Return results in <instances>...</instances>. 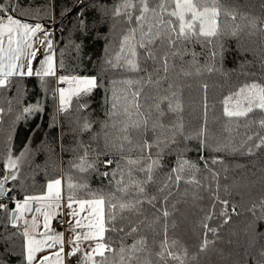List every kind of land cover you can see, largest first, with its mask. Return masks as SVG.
<instances>
[{
  "label": "snow or ice",
  "instance_id": "1",
  "mask_svg": "<svg viewBox=\"0 0 264 264\" xmlns=\"http://www.w3.org/2000/svg\"><path fill=\"white\" fill-rule=\"evenodd\" d=\"M16 11V0H11L8 6L0 4V88H7L12 77L36 76L42 83L46 77H55L58 85L67 86L54 90L59 97L58 111L66 112L73 98L77 101L78 109L86 111L89 107L87 97L95 89L103 87V83L97 76H58L57 70L64 68V62L61 59L57 65L51 34L39 23L31 24L17 18L12 14ZM98 11L102 19L111 15L110 31L116 24L122 25L120 35L114 41L112 54L106 55L104 59L105 70L129 74L122 80L110 81L111 97H105V102L110 104L106 112L107 119L93 137L97 142L103 141V150L96 151L97 158L112 151L120 154V160L108 159L103 162L105 167L115 163L116 168L102 175L111 176L117 192L123 195L117 197L102 191L93 192L86 183H73L71 177L65 194L62 178L50 179L46 191L40 194H25L22 200L9 196L14 204L12 208L0 202V211L7 214L5 228L10 226L17 230L15 233L5 231L0 234V240L7 246L13 236L23 237V264H169L170 261L173 264H191V261L198 260L200 253L207 251L209 244L215 243L209 240L208 234L218 238L220 228L230 222L232 214H236V208L233 206L229 214V201L221 200L218 195L219 173L210 169L208 161L201 156L210 178L217 182L214 197L222 205L219 215L223 220L217 226L209 224L214 215L213 205V212L206 214L201 222L204 232L198 252L191 257L187 247L178 239L169 237L167 218L170 212L166 205L168 196L172 195L171 188H178L181 181L201 186L196 175L201 169L197 163L184 157L187 151L184 142L198 141L201 151L237 149L224 139L209 142L212 137L207 121V84L203 85L204 122L199 127L186 125L183 115V78L192 76V67L199 63V54L194 50L196 45L202 48L211 46L212 59L217 54L222 58L226 38H236L245 28H259L264 33V23H258L255 17L250 19L235 7H225L222 0H118L111 10L101 4ZM20 14L27 16L23 9ZM238 18L246 23H237ZM81 26L86 32L87 26L83 20ZM41 47L45 49L44 52L40 51ZM75 47L79 54L81 45ZM38 54L43 58L37 60ZM189 56L191 59H186ZM34 62L39 66L34 68ZM207 70L213 71L214 65ZM200 71V67L195 68V74L198 75ZM118 83L125 87L118 91ZM108 91L106 89V93ZM222 105L223 117L227 118L223 132L228 137L232 133L230 125L235 124L238 130L241 120L245 127L250 126L251 121L264 129V118L256 121L250 116L257 111L264 114V83H244L225 96ZM23 111L27 113L32 108L25 107ZM2 112L3 109H0ZM92 125L93 121L85 118L81 131L91 132ZM247 140H253V136L248 135ZM254 146L264 147V136H260ZM90 147L84 145L79 162L74 164L81 173L96 169L97 161L89 158ZM247 151L249 155L253 154L251 148ZM133 152L137 154L132 155ZM23 155L21 153V157ZM172 155L176 157L175 166L165 174L158 188L161 193L167 192L163 198L165 207L158 209L165 220L163 239L150 243L148 237L141 234V225L151 228L159 221V217L149 221L145 216L138 223L129 220V225L120 227L116 226L115 221L118 216L126 219L123 215L126 212L143 215L145 203L155 207L157 197L147 194V186L156 183L164 167L165 157ZM218 162L222 163L217 158L211 161L212 164ZM18 170L19 158H14L9 152L3 175L0 176V196L14 190L6 185L18 179ZM81 191L84 192L83 197L79 195ZM126 196L130 198L125 199ZM65 208L69 217L67 231L72 234L67 240L63 232L52 227V221L63 215ZM255 208L256 205H253V215L256 214ZM260 208L262 215L259 219L264 220V200L260 202ZM172 227L175 228V224ZM110 231L133 236V242L126 244L122 237L117 248L111 238L106 236ZM256 235L259 240L264 233L258 230ZM66 245L70 247L69 251H65ZM252 247H255V243ZM259 257L256 264H264V247H261Z\"/></svg>",
  "mask_w": 264,
  "mask_h": 264
},
{
  "label": "trees",
  "instance_id": "2",
  "mask_svg": "<svg viewBox=\"0 0 264 264\" xmlns=\"http://www.w3.org/2000/svg\"><path fill=\"white\" fill-rule=\"evenodd\" d=\"M10 3L11 0H0V4L6 6ZM117 3L118 0H16L17 11L12 13L14 16L31 24L53 25L56 62L58 65L63 59V75L97 76L104 86L95 89L87 97L89 107L86 111L78 109L77 101L73 98L69 109L62 113L58 111V93L54 91L57 88L55 77H46L44 83L34 76L12 77L7 88H0V109H3L0 113V176L3 175L4 162L9 152L14 158H19L18 179L10 181L7 186L14 190L0 200L9 208L14 207L9 196L22 200L25 194H40L46 191L47 182L54 178H62L65 194L71 177L73 183H86L93 192L102 191L106 195L115 194L117 197L123 195L117 192L111 176L102 175L116 168L115 163L105 167L103 162L108 159L120 160V154L112 151L97 158L96 151L103 150V141L97 142L93 138L100 131L102 122L107 119L106 112L110 104L105 102V97H111L110 81H119L129 75L111 69L105 70L104 66V59L106 55L112 54L114 41L120 35L122 25L116 24L110 31L111 15L102 19L98 9L102 4L111 10ZM222 3L225 7L237 8L250 19L257 18L258 23H264V0H222ZM21 9L27 12V16L18 15ZM81 20L87 26L86 32L81 26ZM237 23L243 25L246 21L238 18ZM224 43L222 58L217 54L214 60L211 57V46H195L199 63L192 67V76L183 78V115L189 127H199L204 122L203 85L207 84V121L212 137L209 142L224 139L237 150L201 151L198 141L184 142L187 145L184 157L197 163L201 169L196 174L201 186L181 181L178 188H171L172 195L168 196L166 205L170 212L167 218L168 235L187 247L191 257L198 252L204 232L201 222L206 214L213 212V205L214 215L209 224L217 226L223 220L219 215L222 205L214 197L217 182L210 178V172L204 168L201 156L208 161L210 169L219 173L218 195L221 200L229 201V214L233 206L236 214H232L230 222L220 228L218 238L208 234L209 240H214L215 243L209 244L207 251L200 253L198 260L191 261V264H256L260 259L259 251L264 247V236L257 240L256 235L258 230L264 233V220L259 219L262 215L260 202L264 200V147L254 146L259 142L260 136H264V129L251 121L250 126L245 127L241 120L238 130L235 124L230 125L232 133L228 137L223 132L227 118L223 117L222 105L223 98L244 83H264V33L259 28H245L236 38H226ZM78 44L81 45L79 54L75 47ZM213 65L214 70L209 72L208 67ZM196 67L201 69L198 75L195 74ZM124 87L123 84L116 85L118 91ZM106 89H109L107 93ZM25 107L32 108V111L25 113ZM250 116L256 121L264 118V114L258 111ZM85 118L93 121L91 132L81 131ZM257 133L260 135H256ZM248 135H252L253 140H247ZM84 145H91L88 149L89 158L96 160L97 164L95 170L81 173L74 164L79 162ZM248 148L252 149L253 154H248ZM21 153L24 154L22 157ZM213 158L222 163L212 164ZM175 159V155L166 156L156 183L147 186V194L157 197L155 207L145 203L143 215L126 212L123 214L126 219L118 216L115 221L117 227L129 225V220L138 223L145 216L149 221L159 217V221L151 228L141 225V234L146 235L150 243L163 239L165 220L158 209L165 207L163 198L167 192L161 193L158 188L165 174L175 166ZM79 195L83 197L84 192L81 191ZM124 198L128 199L130 196ZM253 205H256L255 215ZM6 224L7 214L0 211V234L17 231L10 226L6 229ZM173 224L175 228L172 227ZM106 236L111 238L117 248L122 237L126 244L133 242V236H126L118 231H110ZM253 243L255 247H252ZM22 244L23 237L20 235L13 236L7 246L0 240V264H23ZM169 264L173 262L170 261Z\"/></svg>",
  "mask_w": 264,
  "mask_h": 264
},
{
  "label": "rangeland",
  "instance_id": "3",
  "mask_svg": "<svg viewBox=\"0 0 264 264\" xmlns=\"http://www.w3.org/2000/svg\"><path fill=\"white\" fill-rule=\"evenodd\" d=\"M63 85V84H62ZM65 87H67L66 85H64ZM58 99H59V97H58ZM58 102H59V100H58ZM75 206V205H74ZM67 209L65 208L64 210H63V212H64V214L63 215H61V216H58L55 220H57L58 222H59V225L58 226H53V221H52V227L55 229V230H57V231H59V232H63L64 234H65V239L67 240L72 234L69 232V231H67V229H68V227H69V225H68V223H67V221L69 220V217H68V215H67ZM57 227V228H56ZM70 250V247L68 246V245H66V247H65V251H69ZM75 258H73V260H74ZM66 264H67V262H66Z\"/></svg>",
  "mask_w": 264,
  "mask_h": 264
},
{
  "label": "built area",
  "instance_id": "4",
  "mask_svg": "<svg viewBox=\"0 0 264 264\" xmlns=\"http://www.w3.org/2000/svg\"><path fill=\"white\" fill-rule=\"evenodd\" d=\"M43 28H44L47 32H49V33L51 34L50 37H53V40H54V42H55V39H54L55 29H54L53 25H52V26H43ZM57 75H58V76H59V75H63V70H62V69H58V70H57ZM55 79H56V78H55ZM57 87H65V86L62 85V84H60V85L57 84ZM53 225H54V226H58V225H59V222H58L57 220H54V221H53Z\"/></svg>",
  "mask_w": 264,
  "mask_h": 264
},
{
  "label": "crops",
  "instance_id": "5",
  "mask_svg": "<svg viewBox=\"0 0 264 264\" xmlns=\"http://www.w3.org/2000/svg\"><path fill=\"white\" fill-rule=\"evenodd\" d=\"M51 39H52V41H53V53H54V58H55V60H56V55H55V42H54V40H53V37H50ZM40 51L41 52H44L45 51V49L43 48V47H41V49H40ZM43 57L42 56H40L39 54H38V56H37V60H40V59H42ZM39 65L36 63V62H34V64H33V67L34 68H36V67H38ZM34 77H36V76H34ZM57 82V81H56ZM62 184H63V182H62ZM54 226V225H53ZM55 227V226H54ZM57 228V227H56Z\"/></svg>",
  "mask_w": 264,
  "mask_h": 264
},
{
  "label": "water",
  "instance_id": "6",
  "mask_svg": "<svg viewBox=\"0 0 264 264\" xmlns=\"http://www.w3.org/2000/svg\"><path fill=\"white\" fill-rule=\"evenodd\" d=\"M8 186V184L6 185V187ZM6 196V195H5ZM5 196H0V200L1 199H4L5 198Z\"/></svg>",
  "mask_w": 264,
  "mask_h": 264
}]
</instances>
